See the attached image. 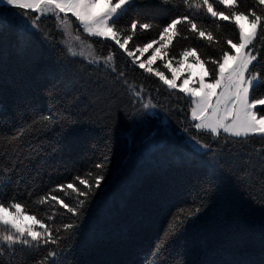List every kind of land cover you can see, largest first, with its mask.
<instances>
[{"label": "trees", "instance_id": "trees-1", "mask_svg": "<svg viewBox=\"0 0 264 264\" xmlns=\"http://www.w3.org/2000/svg\"><path fill=\"white\" fill-rule=\"evenodd\" d=\"M250 9L264 16L258 0H238L234 10ZM181 14L214 39L200 38L181 24L166 58L177 60L184 49L196 48L211 69L216 67L211 59L225 50L232 53L227 41L239 40L235 24L214 20L183 0H137L122 13L119 27L127 29L138 19L150 29H138L126 47L134 51L158 40L163 26ZM40 29L48 42L34 37L29 45L19 29L0 35V200L24 204L62 239L40 247L0 242V264H59L62 259L64 264H264V140L221 134L215 146L223 173L211 180L191 162L185 129L204 142H212L211 135L191 127L189 103L180 92L133 65L112 41L92 48L98 57L115 50L114 62L104 67L69 57L57 19L43 17ZM262 40L255 42L258 59L252 70L264 76ZM155 68L167 74L159 62ZM127 85L142 87L147 102L157 106L156 115L141 116L139 100ZM261 95L264 82H258L253 98ZM226 141L228 150L221 152ZM105 155L111 157L106 178L84 215L73 217L59 202L43 199L56 195L76 207L83 197L67 185L83 189L79 178L94 184L95 174L104 172L94 165ZM207 184L212 187L205 192ZM201 199L199 220L161 249L170 223L180 222L173 218L186 217L188 206ZM64 223L79 227L65 230ZM52 251L56 256H49Z\"/></svg>", "mask_w": 264, "mask_h": 264}, {"label": "snow or ice", "instance_id": "snow-or-ice-1", "mask_svg": "<svg viewBox=\"0 0 264 264\" xmlns=\"http://www.w3.org/2000/svg\"><path fill=\"white\" fill-rule=\"evenodd\" d=\"M136 2L137 0H0V35H3L6 29H19L29 45L34 37L48 42L49 37L44 35L40 29L42 18L47 16L60 21L62 28L57 31L71 30L73 26L78 25V29H82L87 37L99 38L95 41H88L90 48H94V45L100 41H113L131 58L132 64L136 65L139 57L126 46L134 39V33L138 29L149 30L150 25L133 19L127 29L119 27L122 13L134 6ZM161 2L167 3V0H161ZM183 3L187 7L195 8L198 12L205 10L207 15L214 20L235 24L239 32V40L238 42L231 39L227 41L234 53L225 50L221 57L211 59V64L216 67L210 69L205 67L206 61L200 58L196 48H186L180 53V56L184 61H188L189 57L194 58L195 64L204 69L203 75L198 80L191 77L184 78L183 82L178 85L177 70L169 63L166 67L172 70L173 75L170 79L166 78L164 73L154 69L152 65L158 57L168 55L166 49L179 35V25L187 23L190 25L189 31L198 33L200 38H206L208 41L214 39L211 33L199 29L197 22L189 15L181 14L163 26L159 33V40L153 39L151 42L145 43L143 47L138 46L135 49V52L143 55L152 49L154 44L159 45L147 61L140 62L137 66L146 73L158 76L169 90L176 89L189 98L187 103L191 106V120L195 122L191 127H194L197 133H210L212 138V142H204L199 136L185 129L191 145V162L203 168L211 180H216L223 173V169L220 167L223 160L217 158L215 146L221 133L237 139L247 140L258 136L264 140V95L253 98L258 82H264V76L260 72L252 70L254 62L258 59V55L254 54L255 42L258 38L264 37V16L257 15L251 9L247 13L235 11L238 0H183ZM258 3L264 5V0H258ZM219 5L232 9V11L227 14L218 7ZM13 9L24 11L18 12ZM125 30H130L132 34L123 35ZM76 39L80 40L81 37L77 35ZM262 44H264V40H262ZM68 53L70 58L76 56L71 48L68 49ZM115 55L113 49L106 57H97L88 63L99 65L100 61H103V66L107 67L110 62H114ZM111 71L115 73L117 70L112 67ZM119 76L124 77L125 72L120 71ZM209 77L210 80H206ZM127 88L134 96H142V87L137 89L135 85H127ZM136 103H140L142 117L156 115L154 110L157 106L155 104L141 103L140 101ZM43 119L49 120L52 117L45 116ZM135 119L133 117V120ZM226 150H228L227 141L221 146V152ZM110 160V155H105L95 163V168L102 169L104 172L95 174L94 184L85 178H79V184L84 186L83 189L75 187L71 183L67 185L73 192L83 197L76 207H72L56 195L43 199L59 202L61 207L65 208L73 217L84 215L87 210L85 206L95 198L97 195L95 190L101 188L106 178L104 173ZM60 187L63 188V186ZM211 187V184L205 185L204 191L207 192ZM203 206L204 201L201 199L199 204L188 206L186 217H174V220L179 219L180 222L170 223L169 229H166V231H170V234L167 239L161 238L159 247L166 248L168 244L183 235L187 225L199 220ZM179 211L183 212L185 209ZM48 219L52 220L53 216H49ZM24 220L31 223L25 224ZM35 225H39V229L43 231L38 230ZM62 227L68 230L79 226L76 223H64ZM60 239L62 238L54 235L52 229L44 222L38 220L35 215L28 214L24 204L15 199L8 203L0 200V242L3 244L9 247L15 244L40 247L46 244H58ZM49 256L54 257L56 253L49 252ZM66 256L67 254L64 259ZM52 264H57V262L53 261ZM59 264H64V260L59 261Z\"/></svg>", "mask_w": 264, "mask_h": 264}, {"label": "rangeland", "instance_id": "rangeland-1", "mask_svg": "<svg viewBox=\"0 0 264 264\" xmlns=\"http://www.w3.org/2000/svg\"><path fill=\"white\" fill-rule=\"evenodd\" d=\"M74 19V18H73ZM58 21V26L59 29L62 28V25L60 23L59 20ZM78 26V25H77ZM78 29V27H77ZM79 30V31H78ZM77 31L74 30L73 28L71 30H67L65 29L62 33L64 36V45L65 48L68 49L71 48L73 52L76 53V58L85 61L88 63V61L90 60H95L98 56L95 54V52L93 51L92 48L88 47V42L83 40V36H87L86 34L83 33L82 29H78ZM82 33V35H80V33ZM79 35L81 37L80 40L76 39V36ZM159 40V39H158ZM113 42V41H112ZM114 43V42H113ZM118 46V45H117ZM158 44H154L152 49H149L148 52L144 53L143 55H141L139 52H135L134 53L137 57H139V59L136 61V66L143 61H147V59L153 54V51L155 50L156 47H158ZM251 47V46H250ZM232 53H234V50H232ZM69 54V53H68ZM126 54V53H125ZM127 55V54H126ZM131 60V58H129ZM159 62V64L166 69L167 74L164 73L166 75V78H172L173 72L169 67H166L167 64L171 63L172 67L175 68L177 70L176 74L179 77L177 79V84H181L183 82L184 78L187 77H191L192 79L198 80L200 78V76L203 75V71L204 69H201L199 67V65L195 64L194 62V58L189 57L188 61H184L183 58L180 56L179 59L177 60H170L168 58H166V56H160L158 57V59L153 63L152 67L154 69L155 68V64ZM96 64V63H93ZM112 64V62H110L107 67H110ZM98 65V64H97ZM99 65H103V61H100ZM147 66V65H146ZM157 70V69H156ZM152 74V73H151ZM155 76V75H154ZM156 78L159 79L158 76H155ZM161 81V80H160ZM163 83V81H161ZM164 85V84H163ZM167 87V85H165ZM197 87L199 86L198 84L196 85ZM174 91H177L176 89H172ZM186 99L187 101L189 100L188 97H186L183 93H181ZM136 98L142 103V102H147V98L145 97V95L142 94L141 97H137ZM148 103V102H147ZM190 104H189V113H188V119L191 123H195L191 120V113H190ZM155 111V110H154ZM209 135H211L210 133H207ZM222 135L228 136L227 134L221 133ZM221 136V135H220ZM230 137V136H229ZM23 219V218H22ZM25 224H30V221L24 220L23 221ZM35 227L42 231V229H39V225H35Z\"/></svg>", "mask_w": 264, "mask_h": 264}]
</instances>
